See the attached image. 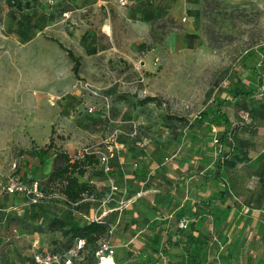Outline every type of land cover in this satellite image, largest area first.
Here are the masks:
<instances>
[{
    "label": "rangeland",
    "instance_id": "374dc122",
    "mask_svg": "<svg viewBox=\"0 0 264 264\" xmlns=\"http://www.w3.org/2000/svg\"><path fill=\"white\" fill-rule=\"evenodd\" d=\"M66 50L81 58L79 75ZM263 61L264 0H132L126 8L116 0H0V264H34L35 252L68 248L74 239L58 221L67 229L99 221L106 235L115 228V241L139 231L125 228L129 210H155L160 226L179 206L174 165L192 168L184 180L197 177L186 193L230 194L206 217L223 246L214 243L209 255L254 253L250 264H264ZM234 68L252 96L227 105L233 146L221 148L214 139L223 130H198L196 119L231 100ZM147 97L158 102L142 105ZM50 143L73 159H99L81 178L94 193L80 206L46 183L55 158L36 168L26 153ZM219 159L225 185H202L200 172ZM16 181L38 182L45 198L10 193ZM117 251L118 263L130 254L123 243Z\"/></svg>",
    "mask_w": 264,
    "mask_h": 264
},
{
    "label": "trees",
    "instance_id": "16d2710c",
    "mask_svg": "<svg viewBox=\"0 0 264 264\" xmlns=\"http://www.w3.org/2000/svg\"><path fill=\"white\" fill-rule=\"evenodd\" d=\"M23 24L20 23V26ZM61 47H63L61 45ZM68 53L69 58L73 62V72L75 75H79L81 69V58L77 56L72 50H66ZM264 69V61L263 64L260 66ZM255 71H259L258 69ZM254 72V71H253ZM240 72L239 69H233V75L231 80L236 84L239 82L240 84ZM260 79H262L260 77ZM236 88L232 93L231 100H222L218 101L213 108L201 113V115L196 119L197 129H202L206 124L212 125L216 128L223 130V135L215 137L214 141L217 139L219 146L224 148L225 146H233L230 138L232 135L233 130L231 129L232 122L228 115L227 105L230 102L239 103L241 100L248 99L252 96L251 91H245L238 83L236 84ZM158 99L155 97H147L142 100V105H146L149 103L156 104ZM197 135V134H196ZM202 150V148H201ZM30 159L37 163V167L39 165L44 164L47 160L55 158L54 166L48 172L46 176V183L49 185H57L60 187V191L62 195L66 198L67 202L71 205L80 206L87 196H91L94 193L93 187L86 183L82 182L81 178H84L88 172V169L97 164L99 159L95 154H88L85 153L83 158L81 159H73L70 154L67 152L61 151L53 144H49L45 148L40 149H33L26 152ZM211 153H214L211 151ZM205 160V157L202 158ZM203 163V162H200ZM204 165L206 163H203ZM215 164V169L208 173L200 172L203 175L202 179L205 182L214 180L218 183H222L225 185V170L224 165L222 164V160L219 159ZM101 165V164H100ZM102 167V166H101ZM190 168V166H188ZM190 168L188 171H191ZM136 177L140 178L143 175V170L138 169L135 172ZM185 192L184 186H180L176 188V193L179 198H183ZM230 198V194L227 190H214L212 196L208 200H199L193 204V207L188 212H191L189 216L192 221L189 222V226L187 230H180L182 232V237L185 239L184 241V249L185 254L182 256L183 259L181 260L180 264H206L208 261L209 255V247H211L214 243H218L222 245L221 242L218 241V237L212 233L209 227L204 228V224L206 223V217L212 210V208H218L219 204L224 201L225 199ZM231 211L230 207H226V209L221 213V220H226L229 216ZM149 213H152V209ZM213 215H216L214 213ZM146 221V220H145ZM61 230L63 231L64 236L72 235L74 239L71 245L66 249H56L52 248L53 251L56 252H63L67 251L73 247L75 241L77 239H84L86 240V258L92 263L94 261V254L97 250L98 244L101 239L107 233V226L99 221H92L86 224H74L69 229L66 228V225L62 221H58ZM125 228H127L125 224ZM155 228V227H154ZM156 229V228H155ZM197 234H196V233ZM217 238V240H215ZM161 236L156 231H153V240H152V248L153 250L158 249L160 244ZM171 248L174 249L176 244L172 242ZM94 245V248L91 246ZM221 248V246H220ZM166 249L161 251V255H165L170 259L169 264H179L173 262V258L169 254L166 253ZM219 253L214 254V256H218ZM179 258V255L177 256ZM117 258H118V251H117ZM162 259V258H161ZM159 260L158 264H163ZM186 263H183L184 261ZM118 262V260H117ZM151 264H157V262H152Z\"/></svg>",
    "mask_w": 264,
    "mask_h": 264
},
{
    "label": "crops",
    "instance_id": "0c3cea01",
    "mask_svg": "<svg viewBox=\"0 0 264 264\" xmlns=\"http://www.w3.org/2000/svg\"><path fill=\"white\" fill-rule=\"evenodd\" d=\"M177 167V165H174L173 168H171V170L168 172L170 175L173 176L174 172L177 171L179 175V177L173 184V194H175L176 188L179 187V185L184 186L186 190V185L188 186L191 185V183H197V177L190 176V174L186 175L190 176L189 179L184 180L185 174H183V171L187 173L190 169L189 167L182 166V169L179 167V171L175 170V168ZM208 182L210 183L211 181ZM202 185H205V183L203 182ZM199 189L205 190V188L202 186H199ZM213 192L214 190H211L210 196H212ZM184 195L185 196L183 198H179V206L176 208L175 212H169L173 213V215L167 212L168 214H165V216L162 217V222H160V226L156 222V220H158L159 218L155 217L152 214L153 212H155V210H153L152 213H149V210H142L141 212H139L138 210H129L127 212V220L125 222L127 228H131V234L135 232L136 229H138L139 231L135 235H126L117 239L118 244H124L126 248V253H130L129 256H126L125 260H120L118 264H151L154 261L158 264L159 260L161 259V251L166 248L167 250L165 254L171 255L174 263H178V261L179 264L181 263V260L183 259L182 256L185 254V239L182 237L183 233L179 230V223L184 219H189V221H192V219H190L189 217L191 215V212L188 211L192 209L193 204L196 201H199V199L201 200V198H199V196L201 195L200 192H196L195 197L193 196V192L188 193V191L187 193L185 191ZM174 214L175 217H173ZM144 218H147V220H144L142 223H138V220ZM154 227L157 228V232L161 236L159 247L155 250H153V248L151 247L153 240V231L155 230ZM205 227L206 226L204 225V228ZM142 231L146 232V234H141ZM117 241H115V243L118 246ZM172 242L176 244V247L174 249L171 248L173 244ZM178 255L179 258L177 257ZM252 255H254V253L249 255L247 254L245 256H240L239 260L236 259V256H231L230 254L227 256V258H220L221 256L208 255V261L206 264H220L221 259H225L224 261L226 264H250V262H253V259H251V257H253ZM257 259L258 257H256L254 263L258 262L259 259ZM182 262L186 263L185 260Z\"/></svg>",
    "mask_w": 264,
    "mask_h": 264
},
{
    "label": "built area",
    "instance_id": "2783aa9c",
    "mask_svg": "<svg viewBox=\"0 0 264 264\" xmlns=\"http://www.w3.org/2000/svg\"><path fill=\"white\" fill-rule=\"evenodd\" d=\"M118 6L126 8L131 5L132 0H116ZM92 111V110H91ZM134 133H137L135 129ZM217 142V139L215 140ZM110 158L109 156H101L100 164L103 170L108 173L110 172ZM114 190L118 188L113 187ZM7 190L10 193H24L34 203L41 201L45 198L44 193L40 190L38 182L33 183L31 186H26L22 182L16 181L9 184ZM189 223L186 219L179 223L181 230H187ZM115 228L112 227L109 233L100 240L97 250L94 254V261L91 263L85 256L86 253V240L77 239L72 248L63 252L56 251H38L33 255L34 264H118L117 262V245L113 238V232ZM217 240V238H215ZM221 249L223 246L221 245ZM162 263L169 264L170 259L161 255Z\"/></svg>",
    "mask_w": 264,
    "mask_h": 264
}]
</instances>
